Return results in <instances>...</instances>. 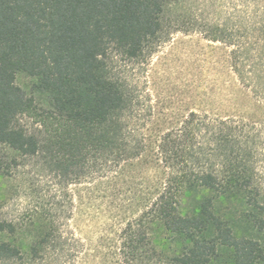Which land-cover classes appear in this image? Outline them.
<instances>
[{
    "label": "trees",
    "instance_id": "16d2710c",
    "mask_svg": "<svg viewBox=\"0 0 264 264\" xmlns=\"http://www.w3.org/2000/svg\"><path fill=\"white\" fill-rule=\"evenodd\" d=\"M176 33L229 49L221 74L233 81L218 92L230 111L163 129L113 58L139 62ZM21 159L69 184L142 172L107 264H264V0L237 24L183 0H0V178ZM62 246L45 213L0 219V264L42 263Z\"/></svg>",
    "mask_w": 264,
    "mask_h": 264
},
{
    "label": "rangeland",
    "instance_id": "374dc122",
    "mask_svg": "<svg viewBox=\"0 0 264 264\" xmlns=\"http://www.w3.org/2000/svg\"><path fill=\"white\" fill-rule=\"evenodd\" d=\"M183 2L200 19L230 24L248 21L249 0ZM228 51L198 33H176L139 62L114 57L113 68L138 97L140 113L152 108L156 118H168L160 126L168 129L191 111H230L226 103L220 107L218 92L221 80L226 85L233 81L230 74H221L226 73ZM26 82L19 79L20 84ZM262 170L264 181V164ZM141 173L131 170L113 179L101 171L79 184H69L37 159H21L10 176L0 178V219L19 224L32 213L42 212L56 221L63 246L35 264H107L113 234L134 210L130 203L143 179Z\"/></svg>",
    "mask_w": 264,
    "mask_h": 264
}]
</instances>
